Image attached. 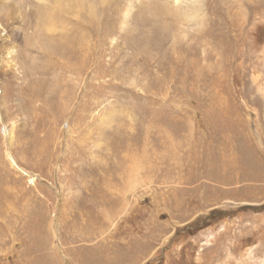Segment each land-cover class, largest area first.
I'll return each instance as SVG.
<instances>
[{"label": "rangeland", "instance_id": "rangeland-1", "mask_svg": "<svg viewBox=\"0 0 264 264\" xmlns=\"http://www.w3.org/2000/svg\"><path fill=\"white\" fill-rule=\"evenodd\" d=\"M70 1L0 0V264H264V0Z\"/></svg>", "mask_w": 264, "mask_h": 264}, {"label": "bare ground", "instance_id": "bare-ground-1", "mask_svg": "<svg viewBox=\"0 0 264 264\" xmlns=\"http://www.w3.org/2000/svg\"><path fill=\"white\" fill-rule=\"evenodd\" d=\"M169 1V0H168ZM187 1V0H186ZM70 2H72V3H74L75 2V4L79 7V8H83L84 6H85V3H86V0H71ZM170 2L171 3H173V4H175L176 5V10H178L179 11V13H180V15H181V17L183 18V19H192V21H193V19H197V17H193L192 15H195V13H197V11H201L202 10V5L200 6V4L199 3H195V1H193V0H190V1H187V3H189L188 5H187V3H185L184 2V0H170ZM197 2V1H196ZM201 2V1H200ZM165 3V2H164ZM88 5V4H87ZM61 3H55V4H53V5H50V6H48L49 7V9L51 10V11H53V12H51L50 14H52V15H54V14H56V13H59V12H61V11H63V9H61ZM88 6H90V5H88ZM91 6H93V4H91ZM174 6V5H173ZM168 7V6H167ZM171 8V7H170ZM90 10L92 9V8H89ZM167 9V8H166ZM93 10V9H92ZM91 10V11H92ZM164 10V9H163ZM166 11V10H165ZM192 11H193V13L194 14H190V13H192ZM170 13V12H169ZM167 14V13H166ZM199 14H202V13H200L199 12ZM169 15V14H168ZM175 16V15H174ZM176 17V16H175ZM179 17V16H178ZM180 18V17H179ZM201 18V17H200ZM199 20V19H198ZM182 21V20H181ZM188 21V20H187ZM184 22H186V21H184ZM195 22V21H194ZM195 23H197V22H195Z\"/></svg>", "mask_w": 264, "mask_h": 264}]
</instances>
